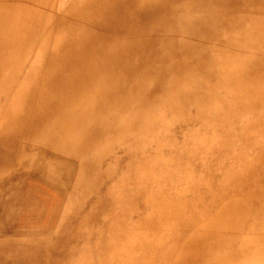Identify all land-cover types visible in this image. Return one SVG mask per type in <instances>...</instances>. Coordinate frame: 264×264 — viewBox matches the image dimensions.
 <instances>
[{"label": "bare ground", "instance_id": "6f19581e", "mask_svg": "<svg viewBox=\"0 0 264 264\" xmlns=\"http://www.w3.org/2000/svg\"><path fill=\"white\" fill-rule=\"evenodd\" d=\"M0 264H264V0H0Z\"/></svg>", "mask_w": 264, "mask_h": 264}]
</instances>
